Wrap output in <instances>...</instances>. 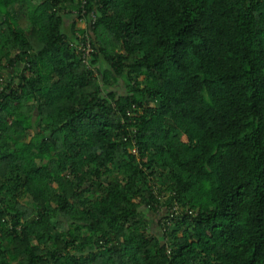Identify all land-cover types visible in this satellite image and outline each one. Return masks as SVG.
Here are the masks:
<instances>
[{
    "label": "trees",
    "instance_id": "obj_1",
    "mask_svg": "<svg viewBox=\"0 0 264 264\" xmlns=\"http://www.w3.org/2000/svg\"><path fill=\"white\" fill-rule=\"evenodd\" d=\"M0 264H264V0H0Z\"/></svg>",
    "mask_w": 264,
    "mask_h": 264
},
{
    "label": "built area",
    "instance_id": "obj_2",
    "mask_svg": "<svg viewBox=\"0 0 264 264\" xmlns=\"http://www.w3.org/2000/svg\"><path fill=\"white\" fill-rule=\"evenodd\" d=\"M77 54L81 56V59L85 65L88 64V59L90 58V55L92 53V49L90 47L89 41L86 40L84 43H79L76 46ZM88 66V65H87Z\"/></svg>",
    "mask_w": 264,
    "mask_h": 264
},
{
    "label": "rangeland",
    "instance_id": "obj_3",
    "mask_svg": "<svg viewBox=\"0 0 264 264\" xmlns=\"http://www.w3.org/2000/svg\"><path fill=\"white\" fill-rule=\"evenodd\" d=\"M33 1L36 2L37 0H33ZM70 23H71V19H70V18L65 20V23H64V26H63V31H64V33H68V31H69V27H70ZM21 25H22L23 27L25 26V21H24V19L21 20ZM81 25H82L81 22H78V23H77V26H78V27H81ZM30 136H32V134H30ZM30 136H29V138H30ZM29 138H28V139H29ZM144 217L146 218V220H148V222H150V223H151V222H154L153 217L150 216L148 213L145 214Z\"/></svg>",
    "mask_w": 264,
    "mask_h": 264
}]
</instances>
